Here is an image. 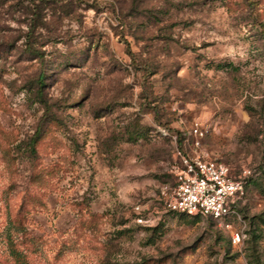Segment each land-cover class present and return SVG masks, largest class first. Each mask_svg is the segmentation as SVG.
I'll return each mask as SVG.
<instances>
[{
	"label": "rangeland",
	"instance_id": "obj_1",
	"mask_svg": "<svg viewBox=\"0 0 264 264\" xmlns=\"http://www.w3.org/2000/svg\"><path fill=\"white\" fill-rule=\"evenodd\" d=\"M195 123L251 171L240 219L138 223ZM21 258L264 264V0H0V264Z\"/></svg>",
	"mask_w": 264,
	"mask_h": 264
},
{
	"label": "built area",
	"instance_id": "obj_2",
	"mask_svg": "<svg viewBox=\"0 0 264 264\" xmlns=\"http://www.w3.org/2000/svg\"><path fill=\"white\" fill-rule=\"evenodd\" d=\"M191 133L196 137L193 151L178 152L179 160L171 168L174 183L160 189L163 210H145L137 205L138 223L153 225L162 212L212 218L219 222L230 217L240 219L237 203L246 192L251 171L243 169L237 176L228 163L204 149L200 140L204 132L199 123H195ZM227 226L231 228L230 223ZM247 237L243 229L231 231V240L236 246L243 244Z\"/></svg>",
	"mask_w": 264,
	"mask_h": 264
},
{
	"label": "trees",
	"instance_id": "obj_3",
	"mask_svg": "<svg viewBox=\"0 0 264 264\" xmlns=\"http://www.w3.org/2000/svg\"><path fill=\"white\" fill-rule=\"evenodd\" d=\"M42 79H43V77H40V78H38L37 79V83H38V86H39V83L41 84V86L44 84V82L42 81ZM40 86V87H41ZM39 90V89H38ZM38 93H39V91H38ZM39 131L35 134V137L34 138H32V140H31V150L32 151H35V143L38 141V139H39ZM195 218H199V217H195ZM212 219V218H211ZM17 256V255H16ZM18 257V256H17ZM22 257V256H21ZM21 261H22V264H29L28 262H26L25 260H23V258H21Z\"/></svg>",
	"mask_w": 264,
	"mask_h": 264
}]
</instances>
